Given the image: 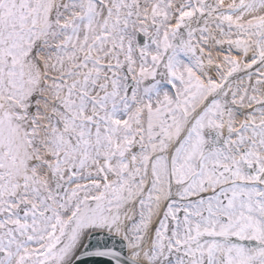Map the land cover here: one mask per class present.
<instances>
[{
    "label": "snow or ice",
    "instance_id": "obj_1",
    "mask_svg": "<svg viewBox=\"0 0 264 264\" xmlns=\"http://www.w3.org/2000/svg\"><path fill=\"white\" fill-rule=\"evenodd\" d=\"M0 264H264V0H0Z\"/></svg>",
    "mask_w": 264,
    "mask_h": 264
}]
</instances>
